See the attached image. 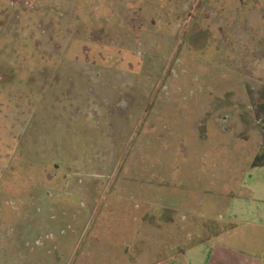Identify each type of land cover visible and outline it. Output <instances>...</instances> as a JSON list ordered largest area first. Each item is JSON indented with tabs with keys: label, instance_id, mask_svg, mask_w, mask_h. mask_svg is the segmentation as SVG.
<instances>
[{
	"label": "rangeland",
	"instance_id": "obj_1",
	"mask_svg": "<svg viewBox=\"0 0 264 264\" xmlns=\"http://www.w3.org/2000/svg\"><path fill=\"white\" fill-rule=\"evenodd\" d=\"M255 168L264 0H0V264L255 251L228 214Z\"/></svg>",
	"mask_w": 264,
	"mask_h": 264
},
{
	"label": "crops",
	"instance_id": "obj_2",
	"mask_svg": "<svg viewBox=\"0 0 264 264\" xmlns=\"http://www.w3.org/2000/svg\"><path fill=\"white\" fill-rule=\"evenodd\" d=\"M263 173L257 174L255 168L246 174L247 180L240 184L238 194L228 210L229 218L234 219L236 225L262 221L260 225L264 227ZM259 209L261 211L257 213ZM231 232L221 231L201 239L182 249L181 254L169 264H264V242L258 244V241H262L259 234L248 236L249 240L258 244L255 251H243L240 248L242 238H237L238 235ZM233 240L239 241L238 244L232 243Z\"/></svg>",
	"mask_w": 264,
	"mask_h": 264
}]
</instances>
